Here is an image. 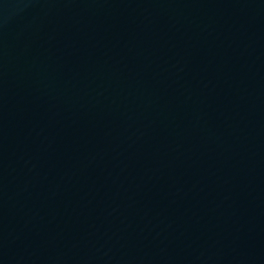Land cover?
Returning a JSON list of instances; mask_svg holds the SVG:
<instances>
[{
    "label": "water",
    "instance_id": "water-1",
    "mask_svg": "<svg viewBox=\"0 0 264 264\" xmlns=\"http://www.w3.org/2000/svg\"><path fill=\"white\" fill-rule=\"evenodd\" d=\"M0 264H264V0H0Z\"/></svg>",
    "mask_w": 264,
    "mask_h": 264
}]
</instances>
